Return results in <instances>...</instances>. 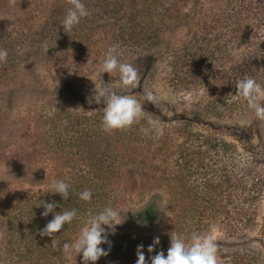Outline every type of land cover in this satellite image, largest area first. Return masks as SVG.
<instances>
[{
  "label": "rangeland",
  "instance_id": "1",
  "mask_svg": "<svg viewBox=\"0 0 264 264\" xmlns=\"http://www.w3.org/2000/svg\"><path fill=\"white\" fill-rule=\"evenodd\" d=\"M110 1L114 6L121 0ZM225 1L192 0L177 15L180 22H169L161 42L181 44L203 10L216 12L222 7L225 15L229 13L231 6ZM82 2L89 15L66 33L61 21L69 7L67 0H0V49L8 52L7 62L0 63V184L17 183L25 190L45 187L52 195L54 181L85 178L95 182L112 176L108 168L121 169V189L107 188V199L95 206L101 211L115 209L121 223L112 229L104 226L108 243L101 247L108 254L95 264H136L139 245L149 256L148 246L154 238L164 237L170 220L179 222L184 213L198 219V212L205 215L208 233L216 229L218 259H224L230 254L227 247L235 243V248L237 243L230 234L235 231L243 164L227 160L219 147L232 144L238 153L260 160L264 172V121L240 104L208 109L219 86L214 91L213 84L177 91L164 81L162 72L154 75L156 67L151 62L134 65L140 83L128 93L142 104V119L128 130L104 132V105L95 102V83L100 88L108 83L117 91L119 73L98 77L97 72L111 46L117 47L118 60L127 62L126 39L132 33L127 26L116 30L120 27L103 14L108 9L102 0ZM229 31L245 35L253 28L248 22L239 30L230 25ZM56 35L61 36L59 41L48 42ZM250 45L240 43L244 48ZM166 63L163 59L157 70L162 71ZM63 82L78 86L76 100H64L58 87ZM146 90L153 92L154 102L145 98ZM149 120L164 127L161 138L141 133ZM193 148L207 153L205 163L202 155L189 156ZM261 194L247 240L250 247L264 251V187Z\"/></svg>",
  "mask_w": 264,
  "mask_h": 264
},
{
  "label": "trees",
  "instance_id": "2",
  "mask_svg": "<svg viewBox=\"0 0 264 264\" xmlns=\"http://www.w3.org/2000/svg\"><path fill=\"white\" fill-rule=\"evenodd\" d=\"M102 1L103 7L108 9L103 14L111 18L114 25L121 29L113 25L114 28L123 31V27L127 26L126 29L132 33L126 39V46L130 50L126 51L125 57L129 60L123 63L133 66L141 63L142 67L154 63L156 67L153 69L154 75L162 72L164 74L162 77L166 79L164 81L177 91H190L212 84L214 91V86H219L208 109L224 103L228 106L240 104L242 107H248L243 98L235 95L237 81L250 77L258 84H264V32L258 34V31L264 28V0H226L225 3L231 6L226 15L222 7H218L216 12L203 10L194 19L190 29H187L192 31L188 35L189 38L181 44L170 45L161 42L164 36L162 34L164 30L169 29V22L181 21L182 18L177 15L181 9L187 8L192 0H121L115 2L114 6H111L110 0ZM218 1L223 3V0ZM248 22L253 28L252 32L238 35L229 31L230 25L239 30ZM110 25L112 28V24ZM49 34L47 32L43 38L47 39ZM60 37V35L52 36L48 38V42L59 41ZM245 41L250 42V47L240 46V43ZM70 44L67 46L70 47ZM163 48L164 52L161 51ZM66 49L64 48L62 52ZM159 56L162 57L160 61ZM163 59H167V63L164 69L159 71L157 67H162ZM59 85V93L66 96L64 100L69 98L76 100L75 97L80 96V89L74 83L63 82ZM103 88L115 90L108 83ZM189 143L193 144L191 141ZM232 147L234 148L232 144L225 142L219 148L223 150L227 160H236L243 164L239 181V202L236 206L237 210L234 211L236 218L232 227L235 231L230 234L231 237H237V243L235 248H233L235 243L227 247L226 250L230 254L224 259L221 258L219 262L220 264H264V251L250 247L247 240L255 215L254 206L262 195L264 187L261 161L238 153ZM196 155L198 157L202 155L204 163L206 162V152L203 153L195 148L190 150L191 158H196ZM102 170L97 169V171ZM106 171L112 173V176L95 182H89L85 178L69 179L67 184L70 194L67 200L58 193L51 195L45 187L25 190L17 183L0 184V264H76V260L82 264V258L75 252L67 256L63 254L62 246L65 242L71 244L78 238L81 229L86 226L89 211L92 214L101 212L102 209L95 206L107 199L109 195L107 191L105 192L107 188L121 189L122 170L110 167ZM85 189L92 192L90 201L79 199V193ZM230 197L232 198V195ZM42 202L56 205L54 212L49 213L47 217L41 215L45 210L42 204L39 206ZM73 209L76 211V217L56 233L53 239L39 235V230L53 219L55 213ZM198 214L200 216L198 219L196 215L184 213L180 216L179 222L170 220L164 237L160 239L154 251L149 253V256H145V261L149 264L150 258L160 251L166 256L172 234L183 236L187 242L193 232L208 233L204 213L198 212Z\"/></svg>",
  "mask_w": 264,
  "mask_h": 264
},
{
  "label": "clouds",
  "instance_id": "3",
  "mask_svg": "<svg viewBox=\"0 0 264 264\" xmlns=\"http://www.w3.org/2000/svg\"><path fill=\"white\" fill-rule=\"evenodd\" d=\"M69 7L66 15L61 21L63 30L68 33L72 28L79 24L81 18L89 15L85 4L82 0H67ZM117 47L111 46L105 53L97 76L108 73L110 76L118 72L119 83L117 87L119 91L107 90L100 88L95 83V102L103 104L101 129L111 134L114 131H124L130 129L134 124L138 123L143 117V106L135 96L128 94L136 89L140 83V76L137 69L129 63H121L117 58ZM8 52L6 49H0V63L7 62ZM93 81V80H92ZM94 82V81H93ZM236 96L243 98L248 106L254 110L256 119L264 121V88L256 82L255 79L246 77L237 81ZM145 98L149 102H154L156 97L152 91H145ZM91 102V101H90ZM149 127H142L141 133L145 136H154L156 139L164 135V127L154 120H149ZM52 193H58L64 200L69 198V185L63 180L54 181L52 184ZM92 192L89 189L79 193V199L82 201H90ZM45 209L42 216L47 217L49 213L54 212L55 203H40L39 206ZM119 213L115 209L108 207L98 214H92L89 211L86 226L81 229L78 238L73 243L65 242L62 246V253L70 255L75 252L76 255L82 254V264H95L102 256L108 253L102 244L108 243L107 233L104 226L112 229L116 225L121 224L118 221ZM76 217V211H63L54 214L46 226L39 230V235L53 236L60 232L66 224H70ZM213 228L209 233L191 234V238L186 239L177 234L170 235V247L165 256L163 251L152 256L151 264H220L218 259V244L213 233ZM160 243L159 237L154 238L153 244L148 246V252L154 251L156 245ZM136 264H146L145 255L143 253V245L137 247Z\"/></svg>",
  "mask_w": 264,
  "mask_h": 264
}]
</instances>
